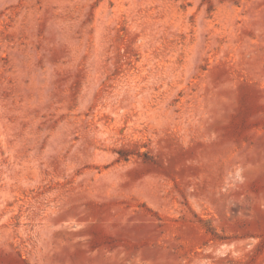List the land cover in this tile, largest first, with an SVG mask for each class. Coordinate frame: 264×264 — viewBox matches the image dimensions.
Here are the masks:
<instances>
[{
    "label": "rangeland",
    "instance_id": "obj_1",
    "mask_svg": "<svg viewBox=\"0 0 264 264\" xmlns=\"http://www.w3.org/2000/svg\"><path fill=\"white\" fill-rule=\"evenodd\" d=\"M0 264H264V0H0Z\"/></svg>",
    "mask_w": 264,
    "mask_h": 264
}]
</instances>
